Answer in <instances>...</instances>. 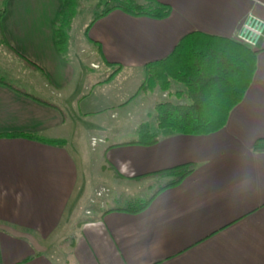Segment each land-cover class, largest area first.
Segmentation results:
<instances>
[{"label": "crops", "instance_id": "obj_1", "mask_svg": "<svg viewBox=\"0 0 264 264\" xmlns=\"http://www.w3.org/2000/svg\"><path fill=\"white\" fill-rule=\"evenodd\" d=\"M109 1L86 30L92 45L87 50L100 54L103 62L98 63L110 73L99 80L87 65L97 62L58 49L62 0L6 2L0 18L4 36L40 70L12 54L0 33V78L29 94L0 82V264H264V151L254 149L264 138L262 39L254 47L259 55L252 84L220 131L161 136L152 145L109 143L103 136L97 150L111 196L103 209L86 217L67 261L50 254L48 240L97 180L89 174L82 178L80 147L73 140L83 120L78 112L88 117L128 104L143 82L146 64L170 55L190 32L240 39L250 16L264 26V0H156L171 8L169 16L115 8L98 17ZM13 133L65 140L66 145L1 136ZM186 163H195L193 172L144 210L132 213L115 204V186L159 180L163 177H133Z\"/></svg>", "mask_w": 264, "mask_h": 264}, {"label": "trees", "instance_id": "obj_2", "mask_svg": "<svg viewBox=\"0 0 264 264\" xmlns=\"http://www.w3.org/2000/svg\"><path fill=\"white\" fill-rule=\"evenodd\" d=\"M4 9L0 18L6 11ZM63 6L60 18L56 24V43L60 52L66 54L70 41V29L76 16L78 1L62 0ZM121 8L134 15L165 18L170 15L171 8L156 0L138 3L136 0H110L106 9L98 15ZM1 43L26 66L40 70L36 64L19 54L6 40L0 23ZM259 50L244 41L193 31L179 41L174 50L167 57L149 62L145 66L146 80L140 91L172 93L174 84L183 89L174 94L178 99H188L190 102L181 103L172 100L156 102L155 122L152 128L140 129L137 139L124 144H155L161 136L210 135L223 129L228 123L232 110L243 100L254 79ZM115 72L113 73V75ZM0 82L10 88L29 95L23 88L0 78ZM38 101L61 109L57 104L32 96ZM62 110V109H61ZM63 111V110H62ZM28 137L49 144L64 146L65 140L46 139L39 135L24 133L5 134L1 136ZM256 151H264V138H260L254 145ZM195 163H186L175 167L151 172L133 177V179H147L154 176L167 178L160 186L153 190L151 196L140 205H129L122 208L132 213L144 210L151 201L163 190L180 184L184 178L193 172Z\"/></svg>", "mask_w": 264, "mask_h": 264}, {"label": "rangeland", "instance_id": "obj_3", "mask_svg": "<svg viewBox=\"0 0 264 264\" xmlns=\"http://www.w3.org/2000/svg\"><path fill=\"white\" fill-rule=\"evenodd\" d=\"M77 1V13L69 32L70 41L65 55L71 54V49L78 53L81 52V59L86 62H88L89 58L91 61L93 60L97 63V60L103 62L100 54L92 55V52L87 50L88 47L92 49V45L87 40L86 30L94 19V15L96 16L103 9L102 3L104 4L105 0H100L99 2L95 0H87V2L84 0ZM3 9L4 0H0V14ZM87 56L89 57L87 58ZM89 64L87 65L95 68L96 73L100 75L97 77L98 80L100 77L110 78V73L105 70L107 68L101 66L99 63ZM146 76L145 73L142 84L145 82ZM140 87L136 95L133 96L132 101L128 104L118 106L115 109L105 110L104 113H93L88 117L78 112V116L81 115L80 117L83 120L81 119L77 122V134L74 135L73 140L74 144L80 147L79 157L82 163V178L84 174L86 176L89 174V176L94 175L97 180L93 183L92 189L88 192L85 191L83 194L84 198L81 199L78 209L74 212L73 210L68 212L60 228L48 240L47 247L50 250V254L54 258H59V261L65 262L71 256L72 245L84 220L93 216V211L97 207L103 209L106 206L105 202L111 196L112 188L110 184H107L109 182L104 179L105 167L102 165L101 151L97 150L98 145L102 143L104 137L109 143L137 139L140 136L139 130L141 128H152L156 125L154 110L156 102L162 100H172L181 103L190 102L188 99H178L175 96L174 93L177 90L183 89L179 84L173 85L171 94L163 93L158 89L154 92H142L139 90ZM73 107L74 109H79L80 104H74ZM81 107L83 106L81 105ZM127 111L132 112L133 115L131 113L125 114ZM112 114L116 115L112 116ZM128 115L130 117H127ZM98 117L102 120L101 124L100 119H97ZM165 179L163 177L159 178V180H148L142 184L131 183L127 188H125L126 186L123 188L115 186L113 195L116 200L114 202L120 207L140 205L151 196L153 190L160 186ZM99 192L102 195H99Z\"/></svg>", "mask_w": 264, "mask_h": 264}, {"label": "built area", "instance_id": "obj_4", "mask_svg": "<svg viewBox=\"0 0 264 264\" xmlns=\"http://www.w3.org/2000/svg\"><path fill=\"white\" fill-rule=\"evenodd\" d=\"M238 36L240 40L244 41L245 43H248L253 47H257L261 39L264 42L263 23H256L253 20V17L250 16L248 20L243 23L242 28L238 33ZM99 195H102V193L99 192Z\"/></svg>", "mask_w": 264, "mask_h": 264}]
</instances>
